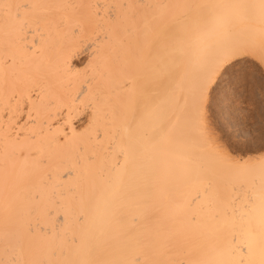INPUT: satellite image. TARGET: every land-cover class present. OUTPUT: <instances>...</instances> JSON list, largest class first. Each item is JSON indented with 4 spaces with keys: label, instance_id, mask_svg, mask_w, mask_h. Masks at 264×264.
<instances>
[{
    "label": "bare ground",
    "instance_id": "6f19581e",
    "mask_svg": "<svg viewBox=\"0 0 264 264\" xmlns=\"http://www.w3.org/2000/svg\"><path fill=\"white\" fill-rule=\"evenodd\" d=\"M257 43L264 0H0V264H264L199 102Z\"/></svg>",
    "mask_w": 264,
    "mask_h": 264
},
{
    "label": "rangeland",
    "instance_id": "374dc122",
    "mask_svg": "<svg viewBox=\"0 0 264 264\" xmlns=\"http://www.w3.org/2000/svg\"><path fill=\"white\" fill-rule=\"evenodd\" d=\"M255 45L257 51L259 48L260 52L263 50H261V44L260 46L258 43ZM262 52L256 53L257 57L262 56L264 51ZM252 56L244 55L225 64L221 73L217 75L215 83L208 89L207 96L202 93V100H199V102L202 101L200 105L204 107L200 106L204 111L200 109L202 112L200 118H202L201 121L204 120L202 126L206 127L204 131L208 132L207 136H210L214 144L219 146L218 148L222 152H226L232 160L237 161L239 165L242 163L251 165L249 162L256 163L264 158V64L262 61L264 55L263 59L260 57L255 59ZM84 59V54H82L76 61L79 64V61ZM226 68L229 69L227 73L225 72ZM229 80H231V84H227ZM245 194L243 195L247 200H253L251 197L249 198L250 195ZM238 195L243 196L242 193L241 195L238 193ZM241 198L243 197L234 198V203L239 199L243 200ZM243 202L235 203L237 213L240 212L238 208ZM249 202L253 206L254 202ZM243 205L246 207H241L243 209L241 213L251 210V206L247 207L249 203Z\"/></svg>",
    "mask_w": 264,
    "mask_h": 264
},
{
    "label": "snow or ice",
    "instance_id": "6c2138e0",
    "mask_svg": "<svg viewBox=\"0 0 264 264\" xmlns=\"http://www.w3.org/2000/svg\"><path fill=\"white\" fill-rule=\"evenodd\" d=\"M225 72L227 73L228 72V69L226 68L225 69ZM234 74V73H233ZM227 84H231V80H229L228 82H227ZM226 86V85H225Z\"/></svg>",
    "mask_w": 264,
    "mask_h": 264
}]
</instances>
